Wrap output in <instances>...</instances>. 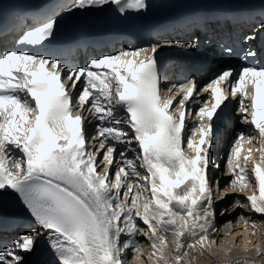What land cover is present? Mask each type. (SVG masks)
I'll return each instance as SVG.
<instances>
[{
    "label": "snow or ice",
    "instance_id": "obj_1",
    "mask_svg": "<svg viewBox=\"0 0 264 264\" xmlns=\"http://www.w3.org/2000/svg\"><path fill=\"white\" fill-rule=\"evenodd\" d=\"M106 4L121 14L146 7L144 0H74L73 7ZM55 24L49 18L18 43L41 44ZM180 46L197 49L199 40ZM156 52L155 45L123 50L67 68L39 54L0 51V191L17 194L35 225L0 248V264H23L21 254L35 251L42 236L54 264H130L129 252L142 259L141 234L149 241L147 264H194L217 243L210 238L217 198L252 187L246 203L236 201L233 209L264 217V66L223 70L202 89L195 77L165 88ZM201 93L209 97L200 99ZM230 98L250 127L229 144L233 178L221 196L210 174L211 150L215 122ZM195 117L201 123L189 128ZM241 220L255 235L256 223ZM244 251L264 258L259 246Z\"/></svg>",
    "mask_w": 264,
    "mask_h": 264
},
{
    "label": "bare ground",
    "instance_id": "obj_2",
    "mask_svg": "<svg viewBox=\"0 0 264 264\" xmlns=\"http://www.w3.org/2000/svg\"><path fill=\"white\" fill-rule=\"evenodd\" d=\"M200 99H206V96H202ZM194 106V105H189ZM201 106V105H200ZM258 145L254 142L253 145H244L245 149L248 147H257ZM228 153L230 149H227ZM186 154L187 148L185 149ZM131 153L129 156L131 157ZM259 153L256 154V158L258 159ZM228 158V157H227ZM117 159L119 156L117 154ZM115 171V165L112 168ZM249 177L251 178L250 166H249ZM233 177L231 176L229 180ZM254 185V180H253ZM220 191L221 196H225L224 188ZM253 188L250 187L246 193H227V198L223 201L224 205H218L216 208V217L215 223L216 225H222V228H218L215 225V231L210 234V238L212 240L217 241L216 244L212 246L210 251L205 252L202 256L197 255V258L194 261V264H222L224 259H230L233 261L236 260H255L256 264H264V258L255 257L252 251L245 252L244 249L247 246L250 249H255V247L259 246L264 249V217H260L256 214L251 213L246 207L245 208H236L233 209V205L236 201H241L246 203L245 196L247 194H251ZM226 197V196H225ZM222 199L217 198L216 204L220 203ZM222 209H227V214L225 218L221 221L220 218L217 217L219 212ZM241 217L249 218L251 221H254L257 225L255 229L256 234L253 235V229L251 227L245 226ZM217 219V220H216ZM169 245L171 246L172 236L168 235ZM137 241L141 246V260H136L131 257V252H129V260L130 264H147V256L150 252L149 241L142 234L137 237ZM251 241L249 244L248 242ZM224 253H228V256L225 257ZM25 253L21 255L24 256Z\"/></svg>",
    "mask_w": 264,
    "mask_h": 264
}]
</instances>
